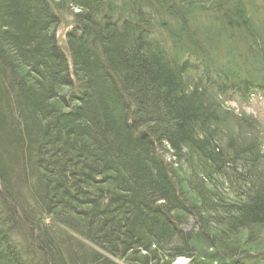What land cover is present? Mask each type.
Listing matches in <instances>:
<instances>
[{
  "label": "trees",
  "instance_id": "obj_1",
  "mask_svg": "<svg viewBox=\"0 0 264 264\" xmlns=\"http://www.w3.org/2000/svg\"><path fill=\"white\" fill-rule=\"evenodd\" d=\"M255 98L264 0H0V264H264Z\"/></svg>",
  "mask_w": 264,
  "mask_h": 264
},
{
  "label": "rangeland",
  "instance_id": "obj_2",
  "mask_svg": "<svg viewBox=\"0 0 264 264\" xmlns=\"http://www.w3.org/2000/svg\"><path fill=\"white\" fill-rule=\"evenodd\" d=\"M61 16V21L55 29V35L60 45L62 46L64 44L65 32L71 28L72 22L71 16L66 12H63ZM67 90L68 89H65L64 91L66 92ZM221 106L222 109H227L233 113L234 119L231 120L230 123L225 127L230 132H240L241 134L245 132L244 128H239L237 126V120L239 119H247L254 123L255 129L248 132L247 135L258 136L261 142V149L264 153V100L261 98H255L248 104H241L237 101H230L224 102V104H222ZM248 249L250 250L251 247H248ZM180 258H182L181 264L187 263V259L183 257ZM178 259H176L175 261H177ZM115 261L119 264H122V262L117 259H115Z\"/></svg>",
  "mask_w": 264,
  "mask_h": 264
},
{
  "label": "bare ground",
  "instance_id": "obj_3",
  "mask_svg": "<svg viewBox=\"0 0 264 264\" xmlns=\"http://www.w3.org/2000/svg\"><path fill=\"white\" fill-rule=\"evenodd\" d=\"M182 262V258L178 259L177 261H175L173 264H181Z\"/></svg>",
  "mask_w": 264,
  "mask_h": 264
}]
</instances>
